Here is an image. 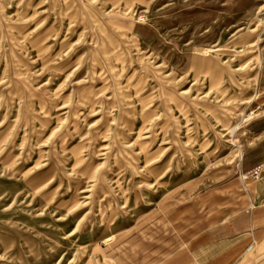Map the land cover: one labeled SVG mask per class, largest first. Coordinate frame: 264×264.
<instances>
[{"label": "rangeland", "instance_id": "obj_1", "mask_svg": "<svg viewBox=\"0 0 264 264\" xmlns=\"http://www.w3.org/2000/svg\"><path fill=\"white\" fill-rule=\"evenodd\" d=\"M261 202L264 0H0V264H159Z\"/></svg>", "mask_w": 264, "mask_h": 264}, {"label": "crops", "instance_id": "obj_2", "mask_svg": "<svg viewBox=\"0 0 264 264\" xmlns=\"http://www.w3.org/2000/svg\"><path fill=\"white\" fill-rule=\"evenodd\" d=\"M192 250L159 264H264V202L210 225Z\"/></svg>", "mask_w": 264, "mask_h": 264}, {"label": "built area", "instance_id": "obj_3", "mask_svg": "<svg viewBox=\"0 0 264 264\" xmlns=\"http://www.w3.org/2000/svg\"><path fill=\"white\" fill-rule=\"evenodd\" d=\"M254 173H256V172H254Z\"/></svg>", "mask_w": 264, "mask_h": 264}]
</instances>
